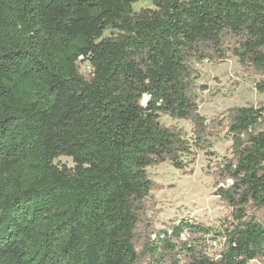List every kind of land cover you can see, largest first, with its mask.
<instances>
[{"label": "trees", "instance_id": "obj_1", "mask_svg": "<svg viewBox=\"0 0 264 264\" xmlns=\"http://www.w3.org/2000/svg\"><path fill=\"white\" fill-rule=\"evenodd\" d=\"M138 2L0 0V264L264 261V104L208 122L197 84V64L230 56L264 78V0ZM224 130L227 216L156 232L147 170L187 172Z\"/></svg>", "mask_w": 264, "mask_h": 264}, {"label": "rangeland", "instance_id": "obj_2", "mask_svg": "<svg viewBox=\"0 0 264 264\" xmlns=\"http://www.w3.org/2000/svg\"><path fill=\"white\" fill-rule=\"evenodd\" d=\"M144 8H154L151 0H139L134 6L135 11ZM197 68L200 74L197 80L200 87L199 113L208 122L224 116L235 107L264 104V93L256 86L264 78L243 68L236 57L230 56L218 63L205 61L197 64ZM80 69L89 73L91 67L89 63L80 62ZM160 122L167 127L181 129L188 139L193 137V125L189 121H175L162 116ZM210 151L214 155L210 156L205 151L198 152L187 172L175 169L171 163L147 170L158 185L150 195L147 212L156 232L169 230L170 226L181 221L217 227L227 216L229 210L216 193L214 177L218 165L232 158V141L227 131L220 133ZM186 160L190 161L192 158ZM56 163L74 167L73 161L66 157L59 158ZM251 264H264V261H254Z\"/></svg>", "mask_w": 264, "mask_h": 264}]
</instances>
